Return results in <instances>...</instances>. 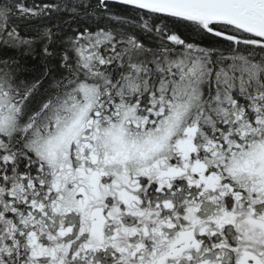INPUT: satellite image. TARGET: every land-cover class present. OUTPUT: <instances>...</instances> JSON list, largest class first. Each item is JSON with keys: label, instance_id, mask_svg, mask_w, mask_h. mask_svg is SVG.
<instances>
[{"label": "snow or ice", "instance_id": "snow-or-ice-1", "mask_svg": "<svg viewBox=\"0 0 264 264\" xmlns=\"http://www.w3.org/2000/svg\"><path fill=\"white\" fill-rule=\"evenodd\" d=\"M0 264H264V0H0Z\"/></svg>", "mask_w": 264, "mask_h": 264}]
</instances>
